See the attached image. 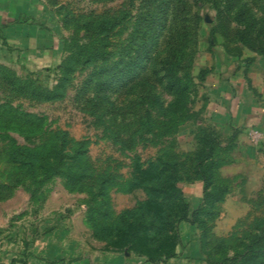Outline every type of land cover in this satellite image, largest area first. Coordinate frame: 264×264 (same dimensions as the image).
<instances>
[{"label":"rangeland","instance_id":"obj_1","mask_svg":"<svg viewBox=\"0 0 264 264\" xmlns=\"http://www.w3.org/2000/svg\"><path fill=\"white\" fill-rule=\"evenodd\" d=\"M157 1L46 0L48 44L0 60L1 256L264 264V124L213 107L236 84L264 110V0H184L173 86V9L136 53Z\"/></svg>","mask_w":264,"mask_h":264},{"label":"crops","instance_id":"obj_2","mask_svg":"<svg viewBox=\"0 0 264 264\" xmlns=\"http://www.w3.org/2000/svg\"><path fill=\"white\" fill-rule=\"evenodd\" d=\"M46 0H0V60L9 62L17 59V49L41 48L48 41L46 31L50 30ZM45 25V26H44ZM218 92L214 105L217 113L226 117L229 126L234 129L261 126L264 124V110L255 94L250 93L243 85L223 87ZM243 131V130H242ZM244 138V132L239 137ZM0 264H65L54 259L33 257L26 262H14L0 254ZM78 264H91L82 260Z\"/></svg>","mask_w":264,"mask_h":264},{"label":"trees","instance_id":"obj_3","mask_svg":"<svg viewBox=\"0 0 264 264\" xmlns=\"http://www.w3.org/2000/svg\"><path fill=\"white\" fill-rule=\"evenodd\" d=\"M227 7H229L231 10L234 4L237 3V0H224ZM155 8L153 11L152 16L148 17L145 21L144 27L139 31V35L142 40V44L139 46L137 50V55H143L147 49V47L150 46L151 40L153 38V33L158 28V25L163 19V16L165 12H169L171 9H173V14L176 20V26L179 30V37L180 42L178 44L177 52L174 53V55L171 57V60H169L166 64L165 71L166 76L169 79V82L171 86L177 85L179 79L177 77V69L179 65H182V54H184V50L188 47L189 41H190V12L188 8L187 2L184 0H173V3H170V0H158L154 3ZM243 15V16H239ZM238 22L242 25H248L249 22L247 21V18L245 16V12H239L238 13ZM264 37V32L261 34ZM264 51V50H263ZM137 58L132 59L124 68V70H127L128 67H134L136 65ZM124 70L118 72L123 74ZM213 148L212 145L209 144L207 147V154L206 158L210 159L212 156ZM203 162L201 163L202 166ZM201 166H199V169L203 175L206 176V170L204 168L202 169ZM206 168V166H204ZM204 177V176H203ZM207 179L205 178V181ZM14 263V262H13Z\"/></svg>","mask_w":264,"mask_h":264},{"label":"built area","instance_id":"obj_4","mask_svg":"<svg viewBox=\"0 0 264 264\" xmlns=\"http://www.w3.org/2000/svg\"><path fill=\"white\" fill-rule=\"evenodd\" d=\"M249 136H250L252 139H253V138L255 139L256 134H255L254 132H252V133L249 134Z\"/></svg>","mask_w":264,"mask_h":264}]
</instances>
